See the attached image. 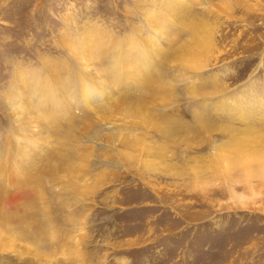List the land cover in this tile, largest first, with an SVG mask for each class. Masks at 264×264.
<instances>
[{
  "label": "rangeland",
  "instance_id": "obj_1",
  "mask_svg": "<svg viewBox=\"0 0 264 264\" xmlns=\"http://www.w3.org/2000/svg\"><path fill=\"white\" fill-rule=\"evenodd\" d=\"M193 29L203 37L196 78L181 81L170 59L159 83L173 89L161 110L159 98L146 111V92L134 85L114 86L104 98L94 87L86 100L82 59L110 82L106 56L118 41L142 56V49H174ZM136 70L138 77L146 71ZM74 77L80 84L69 102L55 99L48 110L50 84L64 91ZM36 85L50 90L35 94ZM9 94L34 97L16 113ZM132 94L141 99H123ZM69 103L74 109L65 114ZM72 119L73 146L59 150ZM24 124L37 125L45 139L17 147L31 138ZM86 128L101 134L81 147L75 137ZM0 142L14 167L0 170V264H264V0H0ZM50 153L74 170H55ZM23 171L58 180L46 178L42 189Z\"/></svg>",
  "mask_w": 264,
  "mask_h": 264
},
{
  "label": "bare ground",
  "instance_id": "obj_2",
  "mask_svg": "<svg viewBox=\"0 0 264 264\" xmlns=\"http://www.w3.org/2000/svg\"><path fill=\"white\" fill-rule=\"evenodd\" d=\"M173 8H174V6H173ZM170 11V10H169ZM176 11V10H175ZM160 12H162V10L160 11ZM167 12H168V10H167ZM172 13V12H171ZM172 14H174V9H173V13ZM178 14V12L176 13V15ZM151 15V14H150ZM157 16H159V17H163L164 15H157ZM172 16L173 15H171V18H172ZM153 17V16H152ZM159 17H156V18H159ZM167 18H168V16H166ZM150 18H151V16H150ZM179 20V19H178ZM149 23H151L150 21H149ZM177 25H178V23H177ZM196 28V27H195ZM198 31L199 30H195V29H193V30H191L190 31V36H189V41L188 40H183V41H181L180 40V37H179V39H177V41H175L174 43H175V45L173 46V48L174 49H171V50H169V49H166V48H157L156 50H151L152 52H147L146 50H144V49H142V53H141V55L142 56H136L135 54L136 53H133L132 55L129 53V51H127V49L126 48H124V46H125V44H126V42H122V43H119V41H118V43H117V45H118V48H116V49H119V50H116L117 52H115L114 50H111V51H114V53H115V55L113 54V53H109V54H113V56H106L108 59H110V58H113L112 60L110 59L109 60V65H107V68H106V70L108 71L107 72V76H109V74H111L110 76H112V75H114L113 77V80L112 81H105L106 79H104V77L103 76H101L102 78L100 79L99 78V75H97V72H96V68L95 69H91V68H93L94 66H93V64H92V62H90L88 59H87V61L86 62H84V60H86V59H82V62H80L81 64H82V67L81 68H83V69H85V70H89V72L88 73H90L89 74V76H87L88 78L87 79H83V83H89V86L87 87L88 88V90L85 92V98H86V100H88V101H91V99H93V96H92V93L91 92H94V90H92V88H94V87H97L98 89H99V91H98V95H100L102 98H104L105 97V95L107 96H109V95H111V94H113L114 92H113V88H114V86H118V87H120V85L122 86L123 84H126V85H129V86H140V88H142V90H140V92H142V95H143V92L145 93L146 92V96H145V94H144V97H142L143 99H141V98H139V96H136V95H134V94H132V95H134V96H132V95H127V97H123V99H132V100H134V99H141V102H143V103H145V110L147 111V108L146 107H148L149 105H152L153 104V102L154 101H156V100H158L159 98H160V100H158V101H156V103L154 104L155 105V107H160L161 106V104H162V106H165L164 104H167V102H168V99H166V97H167V95L168 94H170L171 92H172V89H173V87L171 88L168 84H166V85H163L162 83H159L160 81H163V79H164V77H166L167 75H168V70H166L165 68H167L168 69V67L167 66H169L168 65V63H169V61H170V59L173 61L172 63L176 66H178L175 70L178 72L177 73V77L179 78L180 76H184V79L183 78H181L180 77V79H181V81H183V80H185V81H190L191 80V78H192V80L193 79H195L196 77V75H195V73L193 72V70L192 69H194V68H199V66H197L198 64H199V62H198V57L200 56L199 55V52H198V47L197 46H199V44L196 46V44L198 43V38L199 39H201V38H203V37H201V35L202 34H199L198 33ZM199 35V36H198ZM95 39V38H94ZM101 39V38H100ZM99 39V40H100ZM88 40V43H92L93 42V39H92V41H90V39H87ZM98 40V41H99ZM122 41V40H121ZM120 41V42H121ZM126 41V40H125ZM84 43H85V40H84ZM95 43V42H94ZM89 45V44H88ZM98 45V44H97ZM94 47H96V44H94L93 46H88V48H87V50H86V57L88 56L89 58H90V56H91V54H93V52H94ZM103 47V46H102ZM115 47H117V46H115ZM85 48V47H84ZM200 48V47H199ZM153 49V48H152ZM203 49V48H202ZM174 50V51H173ZM204 50V49H203ZM101 51V50H100ZM103 51V50H102ZM98 53V52H97ZM82 56H83V53H82ZM80 57V56H79ZM92 57H93V55H92ZM139 57V58H138ZM142 57H144V58H146V63H144V60H142ZM81 58V57H80ZM83 58V57H82ZM92 59V58H91ZM94 59V58H93ZM96 59V58H95ZM118 61H123V62H125V63H122L123 65L120 67V68H118L117 67V63H118ZM175 61H178V63H175ZM96 62V61H95ZM98 63V65H99V61L97 62ZM107 63V62H106ZM171 63V64H172ZM81 64H80V66H81ZM126 65V66H125ZM100 66H102V65H100ZM96 67V66H95ZM143 68V69H145L146 71H144V73L141 75V77H138L139 76V71H137L136 69L137 68ZM172 69V68H171ZM171 69H169V70H171ZM84 70V71H85ZM110 70V71H109ZM173 70V69H172ZM150 71L152 72V74L154 75V78L151 80L150 79ZM134 72V75H132L131 73H133ZM105 73V72H104ZM136 74H138V75H136ZM72 75V74H71ZM71 75H70V78H73V77H71ZM83 75V74H82ZM106 75V74H105ZM57 76H58V74H57ZM74 76V75H73ZM171 76V75H170ZM169 76V77H170ZM195 77V78H194ZM177 79V78H176ZM22 80H23V82H22V85L24 84L25 85V80H24V76H22ZM66 80V79H65ZM68 80V79H67ZM70 80V79H69ZM155 80H156V82H155ZM34 81V80H33ZM42 81V80H41ZM40 81V82H41ZM61 81H62V79H61ZM60 81V82H61ZM158 81V82H157ZM36 82H37V80H36ZM68 82V81H67ZM164 82H166V80L164 81ZM58 83V81H56V82H52L51 84H50V86H49V88H51V89H53L54 90V92L52 91V97L50 98V100L48 99V102H49V104H47L46 102L44 103V106H49V107H46L47 109L49 108L50 109V105H52L51 103H53V101L56 99H58V100H62V99H65V101L64 102H69V100H68V92L73 96V94H72V90H73V87L74 86H76L77 85V83H79L78 82V80H77V78H76V80H75V77H74V79L72 80V81H69L68 83H69V86H68V88L69 89H66V90H64L65 91V93H64V91L63 90H61L60 89V86L59 85H56ZM62 83H64V81L62 82ZM40 83H38V85H39ZM65 84V83H64ZM80 84V83H79ZM157 84V85H156ZM160 84L162 85V86H160ZM173 85V84H172ZM171 85V86H172ZM27 85H25V87H26ZM64 86V85H63ZM124 86V85H123ZM164 87V90L161 92V91H159V90H157L158 89V87ZM33 88V87H32ZM107 88L109 89V90H107ZM168 88H169V90H168ZM36 89H38L37 88V85H36ZM45 89H48V88H45V87H43V88H40L39 87V89H38V91L35 93V94H37L39 91L40 92H43ZM160 89V88H159ZM48 90H50V89H48ZM56 90V91H55ZM138 90V89H137ZM193 89L191 88V91H192ZM22 90H19V91H17L18 93L19 92H21ZM32 91V90H31ZM139 92V91H138ZM17 93V94H18ZM74 93V92H73ZM80 93H81V95L82 96H84V91H79L75 96H79L80 95ZM157 93H159V94H157ZM141 94V93H140ZM30 95V94H29ZM29 95L26 97V99H25V101H24V99L23 100H21V99H19L20 97H18V99H17V97H16V95L15 94H9L8 95V97H7V107H8V109H11V111L13 110L14 112H16V113H18V110H17V108H18V105L19 104H21V103H23V104H28L29 102H30V99H29ZM34 94H32V95H30L31 97H34L33 96ZM141 95V96H142ZM166 95V96H165ZM81 96V97H82ZM46 99V98H45ZM77 100H79V99H77ZM154 100V101H153ZM170 100V99H169ZM74 101V100H73ZM106 101H108V100H106ZM63 102V103H64ZM86 102V101H85ZM170 102V101H169ZM168 102V103H169ZM19 103V104H18ZM56 103V102H55ZM83 104V103H82ZM137 105V104H136ZM169 105V104H168ZM206 105V104H205ZM140 106V105H139ZM25 107V109H27V106H24ZM69 107L70 108H67V112L65 113V114H67L70 110H72V109H74V107L73 106H70V103H69ZM141 107V106H140ZM31 108V107H30ZM61 108H63V106L61 107ZM19 109H21V108H19ZM23 109V108H22ZM33 109V108H32ZM48 109V110H49ZM39 110V109H38ZM132 110V112H134V111H140V109L139 108H137V107H135L134 106V108H132L131 109ZM143 110H144V107H143ZM160 110H161V107H160ZM31 111V110H30ZM34 111V110H33ZM40 111H41V109H40ZM90 111V110H89ZM153 111V110H152ZM25 112V111H24ZM53 112V111H52ZM51 112V113H52ZM72 112V111H71ZM70 112V113H71ZM131 112V111H130ZM156 112V111H155ZM158 112V111H157ZM198 112L199 113H197L198 115H197V119H198V122L200 123V122H202V123H204V124H206V114H207V112L203 109L202 110V108H198ZM31 113H33L32 111H31ZM35 114H40V112L38 111V113L37 112H34ZM162 113H164V112H162ZM24 115H26L25 113H23ZM39 114L37 115V116H35L34 118L35 119H39L38 117H39ZM41 114H44V116H43V118H46V119H48V120H50V122L51 123H53L52 125H54L56 122H53V121H51V118L50 117H52L51 115H49L48 113H41ZM54 114V113H53ZM72 114V113H71ZM133 114V113H132ZM19 115H21V114H19ZM29 115V114H28ZM73 115V114H72ZM135 115H137V114H135ZM163 115L164 114H162V117H163ZM209 115V114H208ZM32 116H33V114H32ZM42 116V115H41ZM71 116V115H70ZM142 116H144V115H142ZM147 116V115H146ZM166 115H164V117H165ZM23 117V116H22ZM27 117V116H26ZM30 117H31V114H30ZM54 117V116H53ZM52 117V118H53ZM69 117V116H68ZM156 117V116H155ZM168 117V116H167ZM13 118V117H12ZM19 118H20V116H16V118L15 119H17V122H18V124H19ZM42 118V117H41ZM170 120H171V118L170 117H168ZM167 118V119H168ZM21 119V118H20ZM31 119V121H34V120H32V118H30ZM30 119H28V120H30ZM159 119H161V118H159ZM25 120V119H24ZM42 120V119H41ZM73 120V119H72ZM146 120V119H145ZM169 120V121H170ZM21 121V120H20ZM38 120H36L35 121V124L36 123H38L37 122ZM75 120H73V123L71 122L69 125L67 124V129H66V133H65V131L63 130L62 132H61V135L62 136H64L65 135V138H64V141L63 142H60L59 143V139H57L58 140V142H57V140H56V142L59 144L58 146L60 147L59 148V150L60 149H62V146H64L65 148H68V147H70V144H72V143H70L69 142V137H68V132L67 131H75L76 130V127H75V122H74ZM158 121H160V120H158ZM162 121V120H161ZM160 121V122H161ZM13 122V121H12ZM42 122V121H41ZM49 122V123H50ZM145 122V121H144ZM43 123H45V122H43ZM35 124L32 126V125H22L21 127L23 128V131H22V133L24 132V133H26L27 135H29L28 137H31V138H28L27 140H25V142H28V143H26V144H21V143H19V144H15V145H17V147H19L20 148V146H23V147H25V146H27L28 144H36L37 145V143L40 141V139H41V137L43 138L45 135H41V132H39L40 131V128H39V130H36L37 128H38V126L36 125L35 126ZM60 124V123H59ZM58 124V125H59ZM87 124H88V122H87ZM92 124V123H91ZM160 124V123H159ZM16 125V124H15ZM51 125V126H52ZM161 125V124H160ZM168 125V124H167ZM184 125V124H183ZM55 126V125H54ZM60 126V125H59ZM78 126V125H77ZM162 126V125H161ZM171 126V125H170ZM14 127V126H13ZM79 127V126H78ZM77 127V128H78ZM156 127H159V126H157V124H156ZM164 127V126H163ZM20 128V127H19ZM43 128H45V127H43ZM166 128V127H165ZM176 128V127H175ZM163 129V128H162ZM167 129V128H166ZM62 130V129H61ZM172 130V129H171ZM247 130V129H246ZM37 131V132H36ZM252 131H253V129L252 128H250V132L252 133ZM256 131V130H255ZM243 132H245V131H243ZM250 132H248V133H250ZM78 134H80V135H77V138L75 137V140H79V145L82 147L83 145H81V143L82 142H86V141H88V142H91V143H96V139H97V136H100V131H96V133L95 134H92L91 133V131H89V130H87V128H86V130H81V133H80V131H79V133ZM23 136V135H22ZM247 137V136H246ZM19 138V137H18ZM23 138V137H22ZM136 138V137H135ZM236 138V137H235ZM21 139V138H20ZM44 139H45V137H44ZM54 139H56V138H54ZM245 140V139H244ZM7 141V140H6ZM144 140H142V142H143ZM234 141V140H233ZM238 141V140H237ZM236 141V142H237ZM247 141V140H246ZM50 141H48V142H46L44 145H47L48 147H52L51 146V144L49 143ZM78 142V141H77ZM248 143H249V141H247ZM4 143V142H3ZM3 143L2 142H0V170L1 171H9L11 168H14V167H11V165H9L8 164V161L9 160H4V159H8V156H9V154L8 155H6V153L4 154V152H3V150L2 149H4V146H2L3 145ZM42 143V142H41ZM231 143H233V142H231ZM238 143L239 142H237L236 144L238 145ZM39 144H40V142H39ZM62 146H61V145ZM132 144V143H131ZM133 144H134V142H133ZM4 145H6V147L9 145V142H6V144H4ZM43 145V146H44ZM91 145V144H90ZM233 145H235V144H233ZM236 145V146H237ZM2 146V147H1ZM11 146V145H10ZM72 146H73V144H72ZM88 145L86 144V146L85 147H87ZM132 146V145H131ZM133 147V146H132ZM147 147V146H146ZM150 147H152V145H150ZM156 147V146H155ZM163 147V146H162ZM165 147V146H164ZM55 149V148H54ZM57 149V148H56ZM83 149V148H82ZM145 149V148H144ZM14 150V149H13ZM13 150L11 151L12 153H13ZM71 150H72V148H71ZM87 150V149H86ZM7 151V150H6ZM15 151V150H14ZM159 151H161V150H159ZM158 151V152H159ZM163 151V150H162ZM16 153V152H15ZM19 153V152H18ZM58 153V152H57ZM57 153H54V154H51V155H49V157H48V155L46 156V158L45 159H49L48 160V162H54V164H55V167L57 168H59V169H55V170H61V169H66V170H69L70 169V171H73L74 169L73 168H71V167H65V164L63 163V165L61 164V162L60 161H57L56 159H57ZM88 153V152H87ZM151 153V152H150ZM161 153V152H160ZM164 153V152H163ZM34 154V153H33ZM48 154V153H47ZM88 155V154H87ZM239 155H240V157H238V158H242V156H243V158H245L247 155L245 154V153H243V152H241V153H239ZM16 156V155H15ZM21 156V155H20ZM161 156V155H160ZM22 157V156H21ZM45 157V156H44ZM163 157V156H162ZM229 157V156H228ZM16 161V160H15ZM66 161V160H65ZM234 161V160H233ZM239 161H241V160H239ZM242 162V161H241ZM4 163V164H3ZM231 163H232V160H231ZM11 164H12V162H11ZM238 164V163H237ZM26 165V164H25ZM26 167H28V165L26 166ZM31 168V167H30ZM69 171V172H70ZM11 172L12 173H15L14 171H12L11 170ZM23 173H24V178H25V180H26V182H27V179H28V181L29 182H36L37 184H39V187H41L42 189H45L46 188V181H45V179L47 178V179H49L50 180V183H51V181L52 182H54V184L56 183V181L58 180V179H55V177L54 178H51L52 176H54L53 174L52 175H46L45 174V176H42L40 179H37L36 177H31L33 174H28V175H26L25 176V172L23 171ZM3 174H4V172H3ZM5 175H7V174H5ZM3 176V175H2ZM10 176V175H9ZM18 176L19 175H14V181H17V179H18ZM21 176V175H20ZM7 177V176H6ZM22 177V176H21ZM8 178V177H7ZM6 178V179H7ZM36 178V179H35ZM2 179V178H1ZM5 179V180H6ZM20 181H21V179H20ZM19 181V182H20ZM15 184V183H14ZM45 192H47L46 190H45ZM49 205V204H48ZM46 208V207H45ZM45 212H47V209H46V211ZM47 214H49V213H47ZM25 216V215H24ZM48 216V215H47ZM51 220V219H50ZM44 222V221H43ZM46 222V221H45ZM37 229V228H36ZM54 230V229H53Z\"/></svg>",
  "mask_w": 264,
  "mask_h": 264
}]
</instances>
